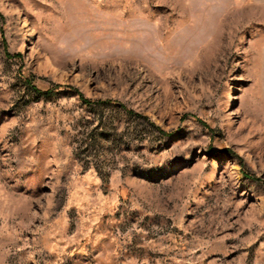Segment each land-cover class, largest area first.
Returning <instances> with one entry per match:
<instances>
[{"label":"rangeland","instance_id":"374dc122","mask_svg":"<svg viewBox=\"0 0 264 264\" xmlns=\"http://www.w3.org/2000/svg\"><path fill=\"white\" fill-rule=\"evenodd\" d=\"M0 264H264V0H0Z\"/></svg>","mask_w":264,"mask_h":264},{"label":"trees","instance_id":"16d2710c","mask_svg":"<svg viewBox=\"0 0 264 264\" xmlns=\"http://www.w3.org/2000/svg\"><path fill=\"white\" fill-rule=\"evenodd\" d=\"M28 83H30V81L28 82ZM33 90H35V91H39V90H37L35 87H31ZM80 98L82 99V101H83V103H85V104H90L92 101L91 100H89V99H86V98H83L81 95H80ZM95 103H100V102H103V103H113V104H116V105H118V106H121L122 108H124L119 102H116V101H113V100H96V101H94ZM126 112L128 113V114H133L130 110H126ZM133 115H135V114H133Z\"/></svg>","mask_w":264,"mask_h":264}]
</instances>
